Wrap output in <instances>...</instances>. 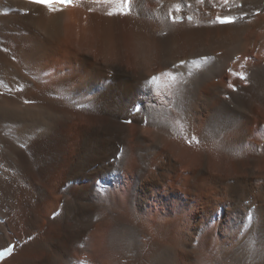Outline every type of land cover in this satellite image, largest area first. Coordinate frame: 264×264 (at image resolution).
Listing matches in <instances>:
<instances>
[{"label":"bare ground","instance_id":"obj_1","mask_svg":"<svg viewBox=\"0 0 264 264\" xmlns=\"http://www.w3.org/2000/svg\"><path fill=\"white\" fill-rule=\"evenodd\" d=\"M52 7L0 0V264H264V0Z\"/></svg>","mask_w":264,"mask_h":264},{"label":"snow or ice","instance_id":"obj_2","mask_svg":"<svg viewBox=\"0 0 264 264\" xmlns=\"http://www.w3.org/2000/svg\"><path fill=\"white\" fill-rule=\"evenodd\" d=\"M29 3H33V4H37V5H43L49 8V10H55L53 9L52 5L53 4H70L72 3V0H29ZM130 0H122V11L123 9H128L130 11ZM112 13H109V15H111ZM123 14H127V12H124ZM218 22L221 24L224 23H232V19L231 18H225V19H219L218 18ZM195 66L199 67L198 62L193 61L192 62ZM157 79V77L153 76L152 77V81H155ZM241 79H243V77L241 76ZM130 122V121H129Z\"/></svg>","mask_w":264,"mask_h":264},{"label":"rangeland","instance_id":"obj_3","mask_svg":"<svg viewBox=\"0 0 264 264\" xmlns=\"http://www.w3.org/2000/svg\"><path fill=\"white\" fill-rule=\"evenodd\" d=\"M189 20V19H188ZM132 116V115H131ZM128 119H130V118H128ZM122 123V122H121ZM123 141V140H122ZM98 181H100V180H98ZM217 212H219V209L217 210ZM14 243V242H13Z\"/></svg>","mask_w":264,"mask_h":264}]
</instances>
